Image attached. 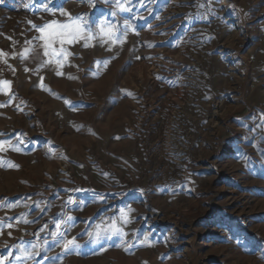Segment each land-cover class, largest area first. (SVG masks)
Listing matches in <instances>:
<instances>
[{"label": "rangeland", "instance_id": "rangeland-1", "mask_svg": "<svg viewBox=\"0 0 264 264\" xmlns=\"http://www.w3.org/2000/svg\"><path fill=\"white\" fill-rule=\"evenodd\" d=\"M0 50L4 264H264V0H2Z\"/></svg>", "mask_w": 264, "mask_h": 264}, {"label": "snow or ice", "instance_id": "snow-or-ice-1", "mask_svg": "<svg viewBox=\"0 0 264 264\" xmlns=\"http://www.w3.org/2000/svg\"><path fill=\"white\" fill-rule=\"evenodd\" d=\"M0 2H2V0H0ZM119 8L124 11L130 10V9H127L124 4H120ZM45 10L47 11L48 9L46 8ZM112 14L115 15L116 13L114 12ZM67 15H69L68 23H60L58 21L53 20V21H50L44 24L43 26H37L35 24L32 25L34 28H37V30L41 33V36L39 38L44 41L43 47L45 49V55H49L48 50L52 48V45L55 42H59V44L62 46L65 43H73L77 39H91L92 38V33L85 32V25L83 24L81 17H76L75 19H73L70 14H67ZM29 23H32V22L29 21ZM100 32L104 36H107L109 39H111L115 34L114 28L112 26H105L104 21H101ZM60 52L64 54L63 47H61ZM52 53L55 54V49H52ZM0 55H3L2 50H0ZM25 71H28V69L26 68ZM10 83L11 82L7 80L0 81V85H3L5 89L8 88ZM69 219H73V218L69 217ZM3 227L4 225L0 223V229H2ZM8 227H11V225H8ZM56 228L59 230L60 224H57ZM109 231L120 232L121 230L117 229L115 227V222H113V225L109 229ZM9 235H11L10 232H9ZM52 235L57 236L59 235V232L58 231L54 232L52 233ZM70 246H75V238H73L72 240L66 241L63 245L65 250H68ZM0 264H4V258H0Z\"/></svg>", "mask_w": 264, "mask_h": 264}, {"label": "built area", "instance_id": "built-area-1", "mask_svg": "<svg viewBox=\"0 0 264 264\" xmlns=\"http://www.w3.org/2000/svg\"><path fill=\"white\" fill-rule=\"evenodd\" d=\"M3 67V61L0 60V69Z\"/></svg>", "mask_w": 264, "mask_h": 264}]
</instances>
